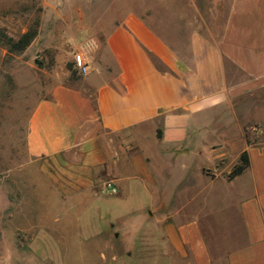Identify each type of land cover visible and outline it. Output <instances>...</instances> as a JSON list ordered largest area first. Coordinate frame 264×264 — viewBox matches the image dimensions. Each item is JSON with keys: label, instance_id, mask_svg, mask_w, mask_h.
Here are the masks:
<instances>
[{"label": "crops", "instance_id": "crops-1", "mask_svg": "<svg viewBox=\"0 0 264 264\" xmlns=\"http://www.w3.org/2000/svg\"><path fill=\"white\" fill-rule=\"evenodd\" d=\"M222 9L220 30L191 31L184 51L182 32L162 20L99 15L93 57L76 56L89 73L36 102L26 150L75 158L79 172L99 168L115 187L140 180L147 196L161 193L144 216L161 225V253L181 263L264 264V0H222ZM245 150L248 168L227 180ZM199 160L203 180L192 183ZM221 213L230 225L217 253L202 221Z\"/></svg>", "mask_w": 264, "mask_h": 264}, {"label": "rangeland", "instance_id": "rangeland-1", "mask_svg": "<svg viewBox=\"0 0 264 264\" xmlns=\"http://www.w3.org/2000/svg\"><path fill=\"white\" fill-rule=\"evenodd\" d=\"M223 11L222 0H0V264H189L172 250L161 253V225L144 216L161 193L147 196L140 180L115 187L99 168L79 172L77 159L69 156L29 157L27 125L51 88L74 85L76 56L93 57L99 15L162 20L182 32L184 51L191 31L220 30ZM27 33L32 40L18 50L13 45ZM202 163L193 164L192 183L203 180ZM118 170L123 178L134 175ZM173 185L166 184V196ZM185 198L174 199L171 207ZM210 204L223 205L220 191ZM225 218L221 213L202 221L213 252L225 248Z\"/></svg>", "mask_w": 264, "mask_h": 264}, {"label": "trees", "instance_id": "trees-1", "mask_svg": "<svg viewBox=\"0 0 264 264\" xmlns=\"http://www.w3.org/2000/svg\"><path fill=\"white\" fill-rule=\"evenodd\" d=\"M33 34L27 33L22 36V38L13 46L18 48V50H23L32 40ZM160 136V133H158ZM249 166V157L247 151H243L239 156V161L236 165L233 166L231 171L227 175V180H232L236 176L242 174Z\"/></svg>", "mask_w": 264, "mask_h": 264}, {"label": "built area", "instance_id": "built-area-1", "mask_svg": "<svg viewBox=\"0 0 264 264\" xmlns=\"http://www.w3.org/2000/svg\"><path fill=\"white\" fill-rule=\"evenodd\" d=\"M75 66L77 68V74L78 75L85 77L89 73L88 63L83 58L77 57L75 59ZM110 192L113 194H116V189L114 187L110 188Z\"/></svg>", "mask_w": 264, "mask_h": 264}]
</instances>
